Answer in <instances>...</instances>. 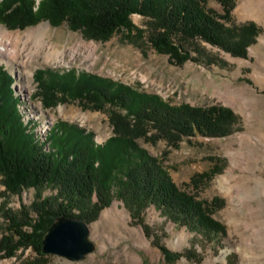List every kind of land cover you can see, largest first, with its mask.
<instances>
[{
	"label": "trees",
	"instance_id": "1",
	"mask_svg": "<svg viewBox=\"0 0 264 264\" xmlns=\"http://www.w3.org/2000/svg\"><path fill=\"white\" fill-rule=\"evenodd\" d=\"M210 1L220 5L221 13L208 7ZM233 8L234 0H40L38 4L37 0H0V22L11 30H24L41 21L56 27L65 23L89 40L106 42L117 32L132 30L130 17L139 15L147 20L153 49L168 55L172 64L187 60L219 64L203 54L202 44L247 58V49L260 34L253 22L234 24ZM43 72L38 70L35 77L45 108L56 104L58 92L79 99L83 108L105 112L108 104L112 135L98 144L91 132L58 123L44 141L39 140L19 115L11 76L0 66V179L10 194L36 192L31 206H22L18 215L3 212L7 226L0 252L4 258L29 247L41 252L43 238L56 219L89 224L117 200L145 237L152 238L167 264L180 258L201 261L195 249L179 253L162 245L145 223L146 211L153 208L175 226L212 240L225 235L224 227L212 216L221 202L198 200L177 186L161 160L138 141L162 139L171 144L182 137L222 138L235 132L238 117L220 106L171 105L156 95L86 73L65 78L50 75L47 83ZM218 165L215 162L213 169L192 177L183 187L196 189L199 179L217 173ZM48 186L56 190L55 195L41 199V189Z\"/></svg>",
	"mask_w": 264,
	"mask_h": 264
},
{
	"label": "rangeland",
	"instance_id": "2",
	"mask_svg": "<svg viewBox=\"0 0 264 264\" xmlns=\"http://www.w3.org/2000/svg\"><path fill=\"white\" fill-rule=\"evenodd\" d=\"M208 7L221 13L216 2L210 1ZM231 17L236 25L253 22L260 29L247 49V58L202 44L203 54L219 64L187 60L181 65L153 49L147 20L139 15L130 17L132 30L117 32L106 42L89 40L65 23L56 27L41 21L24 30H11L0 22V66L11 76L19 115L39 140L44 141L58 123H68L91 132L101 144L112 135V127L108 104L105 112L83 108L79 99L58 92L56 104L45 108L35 77L38 70L44 71L47 83L50 75L65 78L86 73L156 95L171 105L220 106L238 117L235 132L222 138L182 137L171 144L162 139L138 141L161 160L177 186L198 200L221 202L212 216L224 227L225 235L212 240L175 226L153 208L146 211L145 223L162 245L179 253L195 249L201 259L180 258L173 264H264V0H234ZM215 162L217 173L199 179L196 189L183 187L192 177L213 169ZM55 193L54 188L43 187L41 199ZM35 199L33 189L10 194L0 179V238L7 226L3 212L18 215L22 206L30 207ZM31 216L36 219L34 213ZM86 231L92 250L81 259L29 247L12 258L0 252V264H167L120 201L113 200L96 221L86 225Z\"/></svg>",
	"mask_w": 264,
	"mask_h": 264
},
{
	"label": "water",
	"instance_id": "3",
	"mask_svg": "<svg viewBox=\"0 0 264 264\" xmlns=\"http://www.w3.org/2000/svg\"><path fill=\"white\" fill-rule=\"evenodd\" d=\"M86 225L78 219H56L43 238L41 252L69 260L81 259L92 250L86 240Z\"/></svg>",
	"mask_w": 264,
	"mask_h": 264
}]
</instances>
